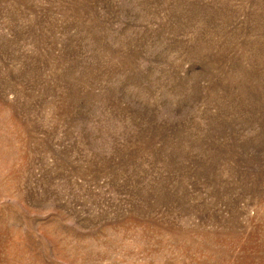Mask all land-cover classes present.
<instances>
[{
	"label": "rangeland",
	"instance_id": "1",
	"mask_svg": "<svg viewBox=\"0 0 264 264\" xmlns=\"http://www.w3.org/2000/svg\"><path fill=\"white\" fill-rule=\"evenodd\" d=\"M0 264H264V0H0Z\"/></svg>",
	"mask_w": 264,
	"mask_h": 264
}]
</instances>
